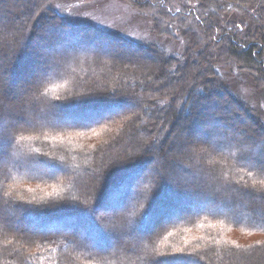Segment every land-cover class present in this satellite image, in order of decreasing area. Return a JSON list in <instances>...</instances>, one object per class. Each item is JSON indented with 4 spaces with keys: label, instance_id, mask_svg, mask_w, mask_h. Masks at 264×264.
I'll list each match as a JSON object with an SVG mask.
<instances>
[{
    "label": "trees",
    "instance_id": "1",
    "mask_svg": "<svg viewBox=\"0 0 264 264\" xmlns=\"http://www.w3.org/2000/svg\"><path fill=\"white\" fill-rule=\"evenodd\" d=\"M128 1L142 14H152L150 21L155 36L170 35L176 31L175 25L181 27L183 32L186 28H195L204 32L208 44L217 45L216 51L211 52L209 47L196 51L192 47L185 55L170 56L86 24L91 27L87 29L92 35H107L129 50H151L149 56L155 57V52L160 56V62L155 59L145 62L147 64L136 61L137 58L133 60L112 54L105 57L100 55L97 61L84 56L83 47L87 45L88 38L77 42V37L65 40L64 35L58 36V33L72 34L68 31L66 19L63 21L65 27L58 24V19L64 18L59 13L51 11L46 17L33 20L31 11L30 19L22 15L18 18L16 11L18 8L23 10L24 5L11 4L16 14L15 22L0 32V56H8L11 61L15 58V66L14 73L10 68L1 72L0 110L9 117L11 139L4 144L7 156L17 146L15 149L23 154L21 170L26 169V173L11 172L8 168L0 170V264H213V255L217 254L223 259L220 264H258L252 257L258 253L259 263L263 264L264 242L262 245L259 242L244 244L233 239L231 232L264 235V220L261 219L264 217V162L254 156L261 153L264 128L257 127L259 118L254 116L252 110L250 112L235 102L238 98L225 86L215 69L214 57L230 58L251 77L260 75V85L264 86V0H194L195 5L188 3V0ZM4 4H7L6 0H0V8L5 9ZM249 9H254V12L248 20L246 18L240 24H226L230 22L227 19L230 12ZM21 19L30 21L27 29L19 26ZM45 19L49 20L45 21L47 32L38 37L40 41L32 49L34 30ZM52 28L58 32L57 35H48ZM184 34L191 43L194 33H190L193 34L191 37L188 33ZM58 37L68 49H75L74 45L78 44L77 50H81V53L77 52L76 56L83 55V68L67 67L68 59L61 56L58 57L59 62L45 64L39 50L52 48L54 39ZM31 53L37 54L38 59L31 64V72L27 74L34 78L37 76L38 80L26 86L28 89L23 90V99L13 101L9 95H13L19 83L12 79L13 74L17 77L21 71L18 64L25 57L28 59ZM88 57L91 66L85 63ZM102 59L108 62L102 63ZM164 70L168 75L173 73V78L164 74L162 83L157 84L155 77ZM112 74L118 77L114 82L110 79ZM77 91L78 95L83 93L86 98L72 100ZM124 94H128V97L118 99ZM109 95L118 98L111 97L109 99H113L109 100ZM153 95L167 98H153ZM178 95L187 98L186 105L182 102L185 106L181 108L175 105ZM122 105L130 106L132 112L114 113ZM108 110L114 113L110 114L112 117H105ZM28 111L31 120H35L32 115L36 111H43V115H49L53 120L29 121ZM73 111L77 112L75 117L70 114ZM84 113L88 117L98 116V120L91 122L86 116L80 120V115ZM60 114H64L63 120L58 119ZM70 117L79 119V122H67L65 119ZM183 118H188L182 127L185 132L192 134L199 126L208 133L210 141L204 143L208 156L203 157L211 164L209 166L198 158L203 165H197L207 173L199 172L197 179L188 185L181 184L178 179H170L162 171L160 180L155 181L159 185L155 190L157 193L151 196L153 199L149 203L146 198L152 195V190L146 191V187H143L144 190L138 194L148 203L147 209L142 213L132 210L128 204L134 200L129 198L123 202V187L126 182L131 187V182L141 176L145 168L128 171L139 154L122 156L126 151L123 150L120 155L116 153L114 156L113 149H125L128 144L125 138L136 141L137 135H142L140 133L145 135L146 140H151L166 119L169 125L176 122L179 125ZM118 124L122 127L119 130ZM126 127L128 131L124 130ZM238 138L243 139L241 145L248 147L247 150L240 146L232 149L224 146L223 142ZM247 138L253 142L252 145L246 143ZM214 142L216 144L212 145ZM100 144L103 149L94 150ZM232 154L235 156L232 157ZM238 154L240 156L236 157ZM97 156L100 157L98 164ZM221 163L222 166H219ZM39 166L44 168L42 172L37 169ZM178 167L184 169L182 165ZM130 176L135 178L128 179ZM207 180L209 192H205ZM170 195L173 198L169 201ZM196 195L219 201L220 207H227L232 216L229 212L222 213L216 209L192 212L189 207L196 205L199 197L188 208L184 204L187 197ZM109 197L120 199L118 207L126 206L113 219L98 215L99 209L109 205ZM6 210L11 211V215ZM181 210L185 215L173 218ZM158 211L170 217L166 222L159 218L153 230L152 219ZM12 215L23 216L34 229L20 228L19 224L15 227ZM100 223L106 224L108 231L102 230ZM138 227H150L152 231L138 237ZM196 230L200 235L194 237ZM104 231L110 233L106 235ZM166 236H170L169 239H165ZM187 239L194 242H186ZM112 242L114 246L109 248ZM189 243L203 251H197L195 247L191 249ZM255 246L259 247L251 250ZM179 250L182 252L173 254Z\"/></svg>",
    "mask_w": 264,
    "mask_h": 264
},
{
    "label": "rangeland",
    "instance_id": "2",
    "mask_svg": "<svg viewBox=\"0 0 264 264\" xmlns=\"http://www.w3.org/2000/svg\"><path fill=\"white\" fill-rule=\"evenodd\" d=\"M6 2H7V4L6 5L4 4L5 9L0 8V32L2 30L5 31L4 28H6V29H8V27L10 28V26H12V24L15 22L14 20H15L16 16L19 18V16L22 15L23 17H26L29 19L32 16V17H34L32 19L36 20L37 17L38 18L46 17L47 15H49V12L55 11L64 17V18L61 17L62 18L61 20L58 19V21H59L58 24H60L61 27H65V23L63 21L66 19V21H67L66 23L68 24L67 25L68 31L72 32V34L70 33V35L69 34L67 35L64 33L59 34L57 32L58 36L60 37V36L64 35L63 39H65V40L67 38L74 40V38L77 37V39H76L77 42H79V40H83V39L88 38L89 40H88L87 45H85L83 47L85 49L84 50V54H85L84 56H89L90 58L95 59L97 61H98V58L100 55H104V57H105V56L112 54L114 56L119 55L120 57L129 58V59H133V60H135V58H137L136 61L141 62V63L153 62V61H155V59L160 62V59H159L160 56L157 52H155L156 53L155 57L153 55L149 56L148 54H150V52H152L151 50H150V52L136 51L134 49L129 50V49H127L126 46L119 45L116 42L112 41L111 38L107 35H103V36H101V35L99 36V34L98 35H92L91 33L88 32V29H87V28H91V27L86 26V24L95 25L96 27L101 28V30L103 32H106V33L114 35V36H119L122 38L124 37L126 39L138 42L139 44H141L143 46H150L152 48L157 49L159 53L161 51H163V53L168 54L170 56L175 55V54H177L178 56L185 55L187 53V50H190L192 47H194L196 49V51H199V50L202 51L208 47L210 48L211 52H215L217 49V45L208 44L209 40L205 38L204 32H202L200 30H195V28H193V29L186 28V31L183 32L181 27L178 28L177 25H175L176 31L173 32L174 35H172L173 33H170V35H171L170 36V35H168V33H166V34L155 36L153 34V31H152L153 23L150 21V18L153 17L152 14L151 13L142 14L136 8H134L128 0H6ZM13 3H19L21 5H24L23 10L18 8L19 10L16 11L17 15L15 14V11L12 10V8H11V4H13ZM188 3H190L192 5L196 4L194 0H188ZM6 6H7V8H6ZM253 10H251V9H249L248 11L234 10V11L230 12L228 14L229 16L227 18L230 20V22L227 21L228 23H226V24L227 25L228 24L234 25L235 22H239L238 24H240V23H242L241 22L242 20H244L246 18L248 20L249 15L253 14L252 13ZM31 11H32L31 16H29V13ZM18 23H19V26H21L24 29H27L26 25H29L30 21L29 20L23 21L21 19V20H19ZM33 23L36 24L38 22H36V23L33 22ZM31 26H33V25H31ZM244 26H245V23H244ZM77 29H78V32H77ZM57 30H58V28H57ZM25 31H27V30H25ZM165 31H167V30H164V32ZM45 32H47V31H45L44 28L40 29V30L38 29L35 32V35L33 36V38L36 40L37 39L39 40L38 37L40 35H44ZM73 33L77 34V35H73ZM184 33H188L187 35H189L190 37L193 35V34L191 35L190 33H194L195 38L192 36V38L190 39L191 43L188 42V39L185 37ZM28 37L30 38V36H28ZM59 37L57 40H55L53 38L55 42L51 45L52 48H50V49L46 48L44 50H42L43 49L42 48L41 50H39L40 54H42V60H44L45 64L46 63H47L46 65H50V63L55 64V63L59 62L60 58H58V57L61 56V57H66L68 59V62L66 64L67 67L76 66V67L83 68L84 67V64L82 63V62H84L83 61L84 59L82 57L83 55L80 57V55L77 54V56H76L77 52L81 53L80 52L81 50H77L78 49L77 47H79L78 44L74 45L73 48H75V49H72V50L68 49L65 47L63 40L61 39V41H60ZM193 38L195 39L194 41H193ZM195 46H197V48ZM57 47H58V49H57ZM51 50H54V51L52 52ZM36 55L37 54L31 53V55L29 56L28 59L25 57L23 59V61L20 62V64H18L21 71H20V73L17 74V77L13 74L12 79L19 81V83H17V85H16L17 87H16V90L13 93V95H9L10 99L12 98L13 101L14 100L18 101V100L23 99V96H24L23 90L28 89V87H26V86H30L34 83V81L36 79L38 80L37 76L34 78L33 75L32 76L28 75L29 72H31V70H30L31 66L33 65V63H35V61H37L36 59H38V57ZM213 55H216V54L213 53ZM84 58H87V57H84ZM90 58L87 60V62H85V63H88V65H90ZM32 59L34 62L32 61ZM214 59L216 61L215 69H217L218 73L221 75L225 86L227 85L230 92L232 94H234L235 97L238 98L237 101H235V102L237 104H240L242 107H246L248 110H250V112L252 110V113L254 114V116L259 118V121H258L259 124L257 127L261 126L264 128V86L262 84L260 85V75L253 76V77H251L250 75H247L246 72H243L240 69L239 65H237L233 60H230V58H228V57H225L223 59L221 57H217V58L214 57ZM28 62L29 63L32 62V63H30V65H27V64H29ZM101 62L103 63V62H108V61H105L102 59ZM145 64H147V63H145ZM13 66H15V58L11 61L8 59V56H5V57L0 56V78L2 76L1 72L3 70L8 69V68L12 69L11 71H12V73H14V71H13L14 67ZM164 74L165 75L167 74L166 70H164L163 73H160L159 76L155 77L157 84L162 83V81H163L162 75H164ZM171 74L173 76V73L170 72L169 75L167 74V77L173 78L171 76ZM116 75H114V74L110 75L111 82H114L118 78ZM0 82H1V79H0ZM142 93H145V92H142ZM78 94H79L78 91L76 93H74L72 100H81V99L86 98V97H84L85 95L83 93L81 95H78ZM4 95H5V93H4ZM4 95H2V96H4ZM109 96L110 97H108V99L111 97L118 98L115 95H109ZM126 97H128V94L127 95L124 94L121 97H119L118 99H124ZM154 97H162L164 99L167 98L165 96L163 97V95H161V96H157V95L154 96L153 95V98ZM32 98H34V96H32ZM112 99H109V100H112ZM186 100H187V98L185 99V97H183V95H181L180 97L178 95L176 102L175 101L174 102L178 108H181L183 104L186 105ZM182 102H184V103L182 104ZM167 105H170V104H167ZM185 105H183V106H185ZM25 107H27V106H25ZM113 110H115V109H113ZM111 111L112 110H108L107 111L108 114H105V117H112L110 114H112L113 112L110 113ZM119 111H121V112L122 111H126V112L131 111L132 112V109L128 105H126V106L122 105L121 108L119 107L117 110H115L114 113L119 112ZM28 112L30 114V111H28ZM53 113L58 114V112H55V111ZM76 113L77 112H75V111L70 112L71 116H74V117L76 116ZM43 114H44L43 111H36L35 114L32 115L33 119H35V120L30 119L31 114L29 115V117L28 116L27 117L29 118V121H33V122L37 121V120L42 121V119L43 120H50V119L53 120L52 118H50L51 116H49V115L45 116ZM146 114H148V113H146ZM80 116H82V117H80V120H81L83 118V116L84 117L86 116V114L84 113V115L81 114ZM74 117H72V118L70 117V118L65 119V120L67 122H70V123H78L79 119H76ZM87 117L88 116H86V118ZM97 117L98 116H90L87 119H91V122H93L95 120H98ZM58 119L63 120L64 114L63 115L60 114ZM250 120H251L252 125H255V122L253 121V119H250ZM187 121H188V118H183L179 122V125L176 124L178 122H176L173 125H169V121L166 119L163 126L160 129L156 130L157 132H156V134H154V136L151 140L150 139L146 140L145 135H143V133H140L142 135H137L138 138L136 141L131 140V138L129 139L128 137L125 138L126 143L128 142L127 145H130V147L128 146L129 147L128 149H127V145H125V149H122V148L121 149H115V148L113 149V151H114L113 155L114 156L116 153L120 155V152H122L123 150H126V151L124 154L122 153V156H128V157L131 156L132 157V156L136 155L137 153L139 154L133 160L134 166H131L128 169V171H134L133 169L138 171V170H140L139 168H143V167L145 168V169L143 168L144 171L141 173V176L136 177V179H134L131 182L132 183L131 187H128L129 183H127V182H126V185L123 187V188H125V194H124V196H122L123 202L129 198L134 200L132 202V204H130V203L128 204L129 208H131L132 210L136 209V211L142 213L147 209L149 201H151L153 199V198L151 199V196H155L157 193V192L155 193V190H157L159 185H157V183L155 184V181H156V179L160 180V175H161L162 171H165L167 173V176L168 177L170 176V179L171 178L173 180L178 179L181 184L187 183L188 185L191 183L190 181H195L197 179L198 176L196 174H198L199 172H202L205 174L207 173L205 169H203L202 167H198L197 165L198 164L203 165V163L200 160L206 161V159L204 157L208 156L207 152L205 151V150H207V148L204 145V143L210 141L209 137H208V133L204 132V130L202 128H199V126H197L195 128V130L192 132V134L185 132L184 130H182V127H183V124ZM238 121H239V119H238ZM240 121H241V119H240ZM120 124L117 125L119 127L118 130L120 128H122V127H120ZM249 125L251 126V124H249ZM211 126H213V125H211ZM211 126H209V127H211ZM124 130L128 131L127 127L124 128ZM239 131H242V128H239ZM123 135H124V133H123ZM232 139L227 140V142H223L224 146L226 145L227 148L229 147L228 149H230V148L232 149V148H234V146H240L241 148L243 147V150H247L248 147L241 145L243 139L238 138V140L234 139V141ZM246 143L249 145H252L253 142L247 138ZM124 144H125V142H124ZM211 144L214 145L216 143L214 142ZM101 145L102 144L98 145V147H96L94 150H97L99 148L98 150L101 151L103 149L101 147ZM15 148H18V147L15 146L13 148L11 154H9L7 156L6 147H3V155H2V157H0V170H2V169L5 170L8 168L9 171H11V172L12 171H14V172L21 171L20 173H23V172L26 173V169L23 171L21 170V169H23V164H22L23 162H21L20 159H23L22 158L23 154ZM217 149L221 150L222 148H217ZM260 149H261V153H256L254 156L257 159H260V161L264 162V144H262V146H260ZM15 152H19V153L15 154ZM140 152H142V153H140ZM162 155H163V157H161ZM114 156H111V157L113 158ZM234 156H235V154H232V157H234ZM237 156L239 157L240 155L238 154V155H236V157ZM198 158H200V160ZM96 159H97L96 164H98L100 157L97 156ZM185 159H188V160H185ZM170 161H171V163H170ZM206 163H207V165L210 166L211 161H206ZM171 164H173L175 166H172ZM176 165H178V166L182 165V166H184V169L179 168ZM33 166H35V165H32V167ZM219 166H222V163ZM219 166H218V168H219ZM132 167H134V168H132ZM37 169H39V172L40 171L42 172V170H44V168H42V166H39ZM214 170L217 171L218 169H214ZM36 171L38 172V170H36ZM175 172H177V173H175ZM191 175H193V176H191ZM213 177H214V174L211 176V179H213ZM133 178H135V176H130L128 179H133ZM183 178L185 180H183ZM208 178H210V177H208ZM186 180H187V182H186ZM207 182H208V180H207ZM98 186H99V184H98ZM143 187H146V189H147L146 191L152 190V195H150V197L146 198V200L148 202L147 204L145 203V200L143 198L139 197V195H138V194H140L139 192L144 190ZM121 188H122V185H121V187L119 186V189H121ZM209 188H210V185L208 182V184L206 186L207 190H205V192H209V190H208ZM119 192H120V190H119ZM198 197H199L198 195H196L194 197H187V199H186L187 203L184 204V205H186V208H188L190 206L189 205L190 203L194 204L193 201H196L197 200L196 198H198ZM203 197L204 196H202V198L201 197L198 198L200 203L197 202L196 205L194 204L191 207H189V209H191L192 212H199V211H204V210L210 212V210L216 209V210H218V212H222V213L229 212L230 216H232L231 212L228 211L229 209H227V207L225 209L220 207L222 205L219 203V201H217V200L214 201L211 199H205ZM168 198H169L168 200L170 201L173 198V196L170 195V196H168ZM109 200H110L109 205H107L106 207H103V209H99L98 215L99 216H105L106 215L110 219H113V216L117 217L120 213V210H122V209L124 210L126 208V206L122 205V206L118 207L121 203L120 199L116 200L114 197L113 198L109 197ZM10 212L8 210H6V213L10 214ZM105 212H106V214H105ZM158 212L156 214H154V218L152 219L153 220L152 225L154 227L153 230L155 229V223L157 224V221L159 220V218H162V221L166 222V220L170 217V216L160 214V211H158ZM183 213L184 212H182V210H181V212L176 213L173 216V218H177L178 216L182 215ZM183 215H185V214H183ZM160 216H162V217H160ZM12 217L14 218L15 227H16V225L19 224L18 227H20V228L24 227V228H29L31 230L34 229L33 227H31L32 225L27 222V220H24L22 218L23 216L20 217L19 215H12ZM261 219L264 220V217ZM15 221L17 223H15ZM100 225L102 226V230L109 229V227L106 224L100 223ZM210 225L213 227V224H210ZM141 227H143V224L141 225ZM53 228H55V227H53ZM139 229L140 230H138L136 233V236H138V237H142L143 235H148L149 231L151 230L150 227L148 229H145V228H139ZM48 231H50V230H48ZM104 233H106V235H107V233L109 234L110 232L104 231ZM196 233L197 234H194V237H196V235H198V236L200 235V232L198 230H196ZM231 233H232L231 236L234 237L233 239H237L239 242L244 243V244H255V243L258 244V242H259V245H262V243L264 242V235H261V234H250L249 235L246 233V234L240 235L238 232H235V231H233ZM229 235H230V233H229ZM231 236H229V237L231 238ZM169 237L170 236H166L164 238L169 239ZM192 238H193V235H192ZM187 241L188 242H194V241H191L189 239H187L186 242ZM113 244H114L113 242L109 243L108 247L112 248L114 246ZM189 244H190L191 249H193L195 247L194 249H198L197 251H199V250L203 251L201 248L196 247V245H193L191 243H189ZM161 245H163V244H161ZM257 247H259V246L252 247L251 250H254ZM177 252L181 253L182 251H180V250L175 251V253H173V254H176ZM249 255H250V257L252 256L251 253ZM261 255L263 256V254H261ZM213 256H214V258H213L214 263L213 264H220L221 260L223 261V259H221V257H219V254L213 255ZM258 256H260L259 253L254 254L252 257H254L255 260L254 259L253 260L256 263L261 264V263H259L260 260H259ZM210 264H212V262Z\"/></svg>",
    "mask_w": 264,
    "mask_h": 264
},
{
    "label": "snow or ice",
    "instance_id": "3",
    "mask_svg": "<svg viewBox=\"0 0 264 264\" xmlns=\"http://www.w3.org/2000/svg\"><path fill=\"white\" fill-rule=\"evenodd\" d=\"M9 117L2 110H0V157L3 155V147L5 143L10 142Z\"/></svg>",
    "mask_w": 264,
    "mask_h": 264
},
{
    "label": "bare ground",
    "instance_id": "4",
    "mask_svg": "<svg viewBox=\"0 0 264 264\" xmlns=\"http://www.w3.org/2000/svg\"><path fill=\"white\" fill-rule=\"evenodd\" d=\"M45 21H49V20H47V19H45L42 23H41V25L38 27V28H36L34 31H37L38 29L40 30V29H46V26L47 25H45L46 23H45ZM44 25H45V27H44ZM54 28H52V29H49V31H48V35H50L51 36V34L53 33V35H57V33H56V31H54L53 30ZM47 30V29H46ZM33 42H32V45L30 46L32 49H35V44H37V42H39L40 40H36V39H34L33 38V40H32Z\"/></svg>",
    "mask_w": 264,
    "mask_h": 264
}]
</instances>
